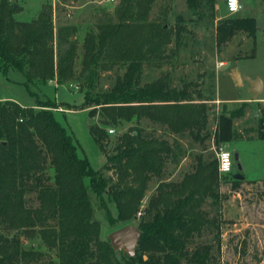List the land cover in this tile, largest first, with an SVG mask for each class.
<instances>
[{"label": "trees", "instance_id": "obj_1", "mask_svg": "<svg viewBox=\"0 0 264 264\" xmlns=\"http://www.w3.org/2000/svg\"><path fill=\"white\" fill-rule=\"evenodd\" d=\"M154 1L119 0L113 17L86 32L79 58L75 26L55 29L52 5L43 4L36 18L20 22L15 16L22 8L0 0V70L16 69L26 87L55 82L79 88L80 109L95 119L89 134L104 157L102 167L93 170L78 156L72 137L55 118L56 102L37 100L35 107H24L0 101V264H221L220 184L229 181L237 190L244 182H257L246 181L237 168L220 176L217 163L201 157L180 181L164 180L179 148L158 137L154 126L200 144L211 138L224 145L242 137L234 133L235 114L225 108L209 130L210 107L199 100L197 89H176L164 78L139 84L144 66L160 68L168 46L179 47L181 39L182 28L173 33L165 23L149 21ZM201 1L187 3L194 8ZM206 1L215 16L216 0ZM257 30L253 18L223 19L215 28V46L220 49L240 33L255 45ZM115 68L123 74L109 89L99 90L101 74ZM145 122L151 131L142 127ZM255 137L264 140V106ZM152 179L155 193L143 206ZM90 194L114 206V214L101 207L109 233L139 219L141 237L133 258L114 251L102 237ZM214 230L212 242L196 241ZM28 242H40L53 255L27 247Z\"/></svg>", "mask_w": 264, "mask_h": 264}, {"label": "rangeland", "instance_id": "obj_2", "mask_svg": "<svg viewBox=\"0 0 264 264\" xmlns=\"http://www.w3.org/2000/svg\"><path fill=\"white\" fill-rule=\"evenodd\" d=\"M12 1L22 8L15 16L20 22H30L36 18L41 4L52 5L55 29L61 25L75 26L79 58L82 54V39L86 32L113 17L119 3V0H115L114 3L106 0H79L65 3L59 0ZM240 2L239 12L228 15L224 12V0H216L214 16L206 0H202L194 8L189 7L187 0H155L149 12V21L165 23L173 33L177 28H182L181 39L179 47L175 48L174 42L168 46L167 62L160 68L144 66L139 84L144 85L164 78L176 89L184 86H187L188 90L197 89L196 93H200L199 100L210 107L208 122L210 131L214 129L217 114L224 108L235 114L234 133L236 137L242 139L232 141L227 149L233 156L236 154L239 157L237 162L245 180L259 182L255 184L244 182L237 190L231 189L229 181L221 182L220 191L223 200L219 210L222 223L218 258L221 264H264V184L262 182L264 141L257 142L254 138L259 109L264 106V0H240ZM229 17H248L255 20L258 29L255 45L250 38L240 33L217 49L216 25ZM77 66L79 68V62ZM233 71H237L242 79L262 81V93L256 100L246 81L242 80L241 85H235L230 76ZM122 74L123 70L120 68L102 73L97 88L102 91L109 89L116 76ZM24 82V77L16 69L9 68L6 73L0 70V101H15L24 107H35L37 100L56 102L58 108L54 112L55 118L72 137L78 156L87 159L93 170H99L104 164V157L88 131V126L95 123V119L88 117L87 110L80 109L83 102V93L80 89L68 85L56 86L55 82H49L45 86L26 87ZM192 95L197 97L195 93ZM142 127L146 131H151L152 128L147 122L143 123ZM154 130L158 137L166 138L170 143L175 142L179 148L175 150V158L167 165L164 180L180 181L185 174L193 171L197 157H201L205 162L217 163L220 145H216L213 139L210 138L200 144L187 134L173 136L160 126H154ZM235 167L238 169V165ZM104 174L106 177L111 176V173ZM84 183L88 185L89 180L86 178ZM156 186L157 180L152 179L143 206L155 193ZM90 199L94 218L100 222L101 235L107 238L111 228L107 222V214L101 207L105 206L114 214V206L106 198L100 203L94 194H90ZM207 210L211 215H216L214 209L207 206ZM138 220L130 225L137 226ZM215 233L214 230L210 234H204L196 241L212 242ZM26 246H33L50 257L53 255L40 242H28Z\"/></svg>", "mask_w": 264, "mask_h": 264}, {"label": "water", "instance_id": "obj_3", "mask_svg": "<svg viewBox=\"0 0 264 264\" xmlns=\"http://www.w3.org/2000/svg\"><path fill=\"white\" fill-rule=\"evenodd\" d=\"M230 76L235 85H241L242 80L246 81L249 84L250 91L255 100L262 93L263 85L260 79H242L237 71H233ZM233 158L236 161L238 157L235 154ZM238 169L240 170L239 165ZM140 237L141 233L136 226L126 225L110 232L107 235V240L114 251H122L127 257L133 258L135 256L136 246Z\"/></svg>", "mask_w": 264, "mask_h": 264}, {"label": "built area", "instance_id": "obj_4", "mask_svg": "<svg viewBox=\"0 0 264 264\" xmlns=\"http://www.w3.org/2000/svg\"><path fill=\"white\" fill-rule=\"evenodd\" d=\"M107 2L114 3L115 0H106ZM225 11L228 15H235L240 10V0H237V10L232 11L229 0H224ZM110 134L113 130L108 131ZM226 165V167H225ZM217 171L220 176L229 175L233 171V155L227 149L226 144L220 145L217 153Z\"/></svg>", "mask_w": 264, "mask_h": 264}, {"label": "crops", "instance_id": "obj_5", "mask_svg": "<svg viewBox=\"0 0 264 264\" xmlns=\"http://www.w3.org/2000/svg\"><path fill=\"white\" fill-rule=\"evenodd\" d=\"M240 4H241V2H240ZM41 6H42V4H41ZM224 18V17H223ZM222 18V19H223ZM218 19V18H217ZM250 100V99H249ZM249 100H248V102H249ZM217 102H220L219 100H217ZM235 126V125H234ZM214 128H215V126H214ZM214 130V129H213ZM254 138H255V140L257 141V142H261V141H264V140H259V139H257L256 137H255V135H254ZM244 139V138H243ZM231 143V142H230ZM230 143H227L226 144V147H228V145L230 144ZM238 159H239V157H238ZM235 162V166H237V165H239L238 164V162H237V160L236 161H234ZM236 168V167H235ZM238 171H239V169H237ZM240 172H241V169H240ZM248 182H254V181H248ZM256 182H259L258 180H256Z\"/></svg>", "mask_w": 264, "mask_h": 264}, {"label": "clouds", "instance_id": "obj_6", "mask_svg": "<svg viewBox=\"0 0 264 264\" xmlns=\"http://www.w3.org/2000/svg\"><path fill=\"white\" fill-rule=\"evenodd\" d=\"M229 4H230L232 11L237 10V0H229ZM225 167H226V165H225Z\"/></svg>", "mask_w": 264, "mask_h": 264}]
</instances>
